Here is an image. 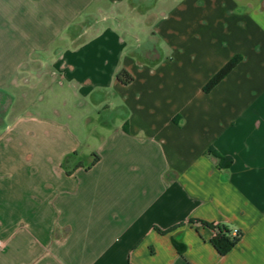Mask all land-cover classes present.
<instances>
[{"label":"crops","instance_id":"0c3cea01","mask_svg":"<svg viewBox=\"0 0 264 264\" xmlns=\"http://www.w3.org/2000/svg\"><path fill=\"white\" fill-rule=\"evenodd\" d=\"M0 241V264H264V0H0Z\"/></svg>","mask_w":264,"mask_h":264},{"label":"trees","instance_id":"16d2710c","mask_svg":"<svg viewBox=\"0 0 264 264\" xmlns=\"http://www.w3.org/2000/svg\"><path fill=\"white\" fill-rule=\"evenodd\" d=\"M239 56L233 57L223 68H221L203 87V92L209 93L240 61ZM116 79L119 83L122 85H128L132 81V77L126 72L121 71L117 74ZM209 154L213 155L218 159V165L217 166H228L231 161L230 159H226L223 157H220L217 153H215L212 150L208 151ZM198 226H201L203 228L208 229L212 233L211 237V244L215 248V250L218 252L219 255L223 256L226 255L233 247L234 245L239 241L240 234L237 232L236 236H232L230 230H228L223 225H213V224H207L203 222H196ZM173 245L181 252L182 247H180L176 242H173Z\"/></svg>","mask_w":264,"mask_h":264},{"label":"rangeland","instance_id":"374dc122","mask_svg":"<svg viewBox=\"0 0 264 264\" xmlns=\"http://www.w3.org/2000/svg\"><path fill=\"white\" fill-rule=\"evenodd\" d=\"M147 27H148L147 25H146V26L143 25V26H141V27H140V25H137L134 31H136V33H137L138 36H139V35L141 34L142 31H145V30L147 29ZM146 31H147V30H146ZM142 34H143V33H142ZM139 40L143 41L144 39H143V38H140ZM206 84H207V83H206ZM206 84H205V85H206ZM205 85H204V86H205ZM202 91H203V89H202ZM203 93H204V92H203ZM44 103H45V102L43 101V102H41L40 104L43 105ZM55 105H56V104H55ZM51 106H53V103H51ZM56 108H57V107H56ZM59 108H60V107H58L57 109H59ZM57 112L60 114V111H57ZM58 113H55L54 116H50V117H51L50 119H51L52 121L56 122V123H59V119H58V118H59V114H58Z\"/></svg>","mask_w":264,"mask_h":264},{"label":"built area","instance_id":"2783aa9c","mask_svg":"<svg viewBox=\"0 0 264 264\" xmlns=\"http://www.w3.org/2000/svg\"><path fill=\"white\" fill-rule=\"evenodd\" d=\"M232 236H236L237 235V231L236 230H232L231 232ZM3 247V243L0 241V249Z\"/></svg>","mask_w":264,"mask_h":264}]
</instances>
